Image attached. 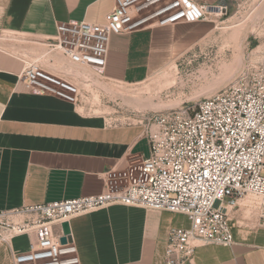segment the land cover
<instances>
[{"label":"crops","instance_id":"0c3cea01","mask_svg":"<svg viewBox=\"0 0 264 264\" xmlns=\"http://www.w3.org/2000/svg\"><path fill=\"white\" fill-rule=\"evenodd\" d=\"M193 1L217 6L224 0ZM113 6L114 0H0V209L98 194L106 171L148 157L147 122L111 124L59 97L28 92L18 82L25 65L41 57L23 46L55 35L60 22L105 23ZM213 21L212 16L112 34L106 67L94 72L142 83L207 36ZM56 60L63 68L65 59ZM230 225L233 245L199 246L185 264H264L259 219L247 221L240 204L230 212ZM189 226L183 214L119 204L70 220L81 264H164L170 229ZM28 247L26 235L13 238L11 247L0 242V264H13L12 250Z\"/></svg>","mask_w":264,"mask_h":264},{"label":"built area","instance_id":"2783aa9c","mask_svg":"<svg viewBox=\"0 0 264 264\" xmlns=\"http://www.w3.org/2000/svg\"><path fill=\"white\" fill-rule=\"evenodd\" d=\"M217 6L221 14L227 9ZM219 11L193 0H114L105 23H58L55 35L39 40L50 56L25 65L18 82L28 92L53 95L77 107L86 93L83 82L90 80L59 68L57 56L99 73L106 67L112 34L211 20ZM3 37L0 28V40ZM146 120L148 157L106 171L102 192L0 209V242L11 247L13 238H29L27 250H12L13 264H81L72 233L65 234L63 224L117 204L179 213L189 219V227L170 229L164 264L191 263L196 249L205 244L233 245L230 212L249 196L255 198L264 227V69L240 76L194 106ZM63 237L66 243L61 242Z\"/></svg>","mask_w":264,"mask_h":264},{"label":"rangeland","instance_id":"374dc122","mask_svg":"<svg viewBox=\"0 0 264 264\" xmlns=\"http://www.w3.org/2000/svg\"><path fill=\"white\" fill-rule=\"evenodd\" d=\"M219 5L227 9L213 14L211 32L142 83L103 79L87 66L64 60L65 70L90 80L83 82L86 93L78 109L111 124L146 122L154 114L194 106L240 76L264 69V0H224ZM39 46L23 47L41 55ZM254 200L250 196L241 202L247 221L258 219Z\"/></svg>","mask_w":264,"mask_h":264},{"label":"water","instance_id":"95a60500","mask_svg":"<svg viewBox=\"0 0 264 264\" xmlns=\"http://www.w3.org/2000/svg\"><path fill=\"white\" fill-rule=\"evenodd\" d=\"M212 11H219V7L218 6H210ZM63 228L65 231V234H70L71 233V229H70V225L68 222L63 224ZM61 242L62 243H66L67 242V238L63 237L61 238Z\"/></svg>","mask_w":264,"mask_h":264},{"label":"bare ground","instance_id":"6f19581e","mask_svg":"<svg viewBox=\"0 0 264 264\" xmlns=\"http://www.w3.org/2000/svg\"><path fill=\"white\" fill-rule=\"evenodd\" d=\"M220 12V11H219ZM42 45V44H41ZM43 47H42V49H43V51L45 52V53H41V56H44L45 58H47V57H49L50 56V54L48 53V50H47V48L44 46V45H42ZM74 66H76V65H74ZM250 197V196H249Z\"/></svg>","mask_w":264,"mask_h":264}]
</instances>
